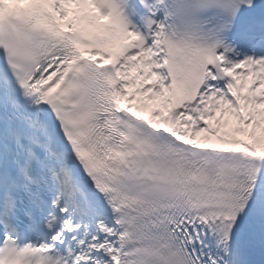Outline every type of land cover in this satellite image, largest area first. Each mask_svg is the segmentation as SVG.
<instances>
[{
  "label": "snow or ice",
  "instance_id": "1",
  "mask_svg": "<svg viewBox=\"0 0 264 264\" xmlns=\"http://www.w3.org/2000/svg\"><path fill=\"white\" fill-rule=\"evenodd\" d=\"M0 264H264V0H0Z\"/></svg>",
  "mask_w": 264,
  "mask_h": 264
}]
</instances>
